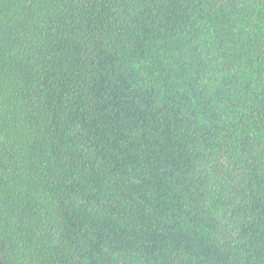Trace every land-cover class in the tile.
<instances>
[{
    "label": "trees",
    "instance_id": "1",
    "mask_svg": "<svg viewBox=\"0 0 264 264\" xmlns=\"http://www.w3.org/2000/svg\"><path fill=\"white\" fill-rule=\"evenodd\" d=\"M0 264H264V0H0Z\"/></svg>",
    "mask_w": 264,
    "mask_h": 264
}]
</instances>
